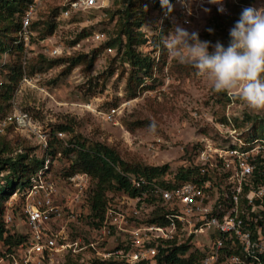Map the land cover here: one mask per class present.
<instances>
[{"label":"built area","instance_id":"built-area-1","mask_svg":"<svg viewBox=\"0 0 264 264\" xmlns=\"http://www.w3.org/2000/svg\"><path fill=\"white\" fill-rule=\"evenodd\" d=\"M49 1L32 0L21 17L14 45L30 46L35 36L32 24ZM158 1L149 0L151 5ZM171 3V16L166 17L163 9L158 12L157 37L158 27L163 29L166 22L172 24L179 18L188 26L199 19L205 8L221 14L219 6L207 0H197L191 15L177 0ZM105 5H99L97 0H61L58 17L70 20ZM229 5L264 7V0L248 4L224 0L225 12L221 15L228 14ZM92 39L102 42L106 36L96 32ZM59 53L52 51L53 55ZM153 56L159 58V49ZM8 58L9 53L5 52L1 66ZM115 114L116 110L111 109L105 119L112 121ZM8 125L34 135L41 152L48 149L51 134L36 125L27 113L18 112L0 121V134ZM218 129L220 142L210 141L196 149L191 163L183 168L193 171L186 179H179L172 172L159 178L123 174L136 195L117 191L114 197L109 193L102 223L94 229L92 240L84 242L68 240L66 229L81 217L74 205L87 198L86 193L90 195L91 179L78 173L56 182L52 177L53 162L46 158L32 185L17 190L5 205L6 228L14 227L18 217L27 234L24 242L2 252L0 264H40L45 256L64 254L77 264H264V184L263 168H258L263 167L264 141L249 131L237 132L228 116ZM53 136L60 141L65 138L59 131ZM155 218L154 223L149 222ZM111 240L115 243L109 247Z\"/></svg>","mask_w":264,"mask_h":264},{"label":"rangeland","instance_id":"rangeland-1","mask_svg":"<svg viewBox=\"0 0 264 264\" xmlns=\"http://www.w3.org/2000/svg\"><path fill=\"white\" fill-rule=\"evenodd\" d=\"M122 1L97 0L99 5H103V2L106 5L100 10L81 14L70 21L62 20L51 13V9L59 6L61 0H50L36 20L44 23L55 21L56 28L53 33L40 38L39 29L34 30L35 36L30 46L21 47L17 55L9 54L2 66L3 54L0 55V91L1 85L8 83L12 69L10 67L16 65L22 73L9 102L2 105V120L18 112H25L44 131H57L59 127L69 129L64 133L65 138L60 141L61 145L56 147L60 151L54 158L52 167V177L56 182H63L68 178L67 169L74 156L63 155L61 148L67 147L72 138H78L89 145L98 143L109 147L129 165H168L169 172L177 173L191 163L200 145L210 141L220 142L218 125L224 123L227 116L232 119L237 132H245L251 129V122L247 118L262 117L264 114V111L249 109L236 92L214 91L210 82L198 75L194 68L179 64L170 58L161 43L157 42L154 51L148 42L153 38H161V34L156 36L155 30L160 10L151 5L149 0H140V11L144 15L140 32L147 44L138 46L137 51L152 58L156 65L151 73L142 76L137 84L130 83L132 70L123 63L122 52H118L117 48L107 52L101 48L104 42L92 39L96 32L104 33L107 38L114 35L117 17L111 21L109 14L121 8ZM239 1L248 4L256 0ZM234 6L244 9L229 5L228 14L220 15L228 17L231 15L230 9ZM104 9L109 13L103 11ZM215 12L214 9H209L208 12L203 10L198 20L185 27L189 31H198L201 40L213 44L220 41L227 47L224 34L229 33L233 25L223 22L221 28L225 32H222L216 27ZM177 22L180 23L179 18ZM171 26L169 22L164 23L163 31L167 32ZM42 28L41 26L40 29ZM208 29H212V32L209 33ZM82 32L88 35L71 46L70 43ZM54 49L60 53L53 55ZM157 49L158 59L153 56ZM40 55L47 60H66L82 55L86 57V61L67 73V63L50 69L41 68L40 66H45V62L39 63ZM95 55L93 63L90 64L88 61ZM36 64L40 66L32 70V66ZM133 93L135 97L131 96ZM224 93L226 99L221 97ZM111 109H115L116 114L112 121H108L105 114ZM9 126L1 137L13 151L11 155L27 151L40 157L42 152L35 136L24 129ZM116 193L114 190L111 192L114 197L117 196ZM89 196V193H86L87 198L74 205V210L78 211L81 217L67 226L66 233L70 241L92 240L96 227L88 218ZM10 230L11 234L23 236L22 242L25 241L27 229L21 218H16V224ZM114 243L115 241L111 240L109 247L114 246ZM6 248L0 243V255ZM75 261L79 262L80 258ZM68 262L74 260L69 254H64L45 256L40 264Z\"/></svg>","mask_w":264,"mask_h":264},{"label":"trees","instance_id":"trees-1","mask_svg":"<svg viewBox=\"0 0 264 264\" xmlns=\"http://www.w3.org/2000/svg\"><path fill=\"white\" fill-rule=\"evenodd\" d=\"M249 0L248 2H250ZM172 2V0H171ZM32 3V0H0V55L8 52L10 56L17 55L21 50V46L14 45L17 33L21 27V17L24 15L28 6ZM122 7L112 12L110 20L113 21L117 17L116 31L112 37H106L102 42V49H114L117 48L118 52H122L123 63L127 64L131 68L130 83H138L142 76L149 75L156 65L154 60L148 56H143L137 51V47L147 44V41L143 38V34L140 32V28L144 22V15L141 10L140 0H123ZM154 7L158 10H162L161 5L158 2L154 3ZM103 11L108 12L104 9ZM242 9L239 7H233L230 9L231 15L221 16L216 13L214 19L216 27L223 31V22L226 25H234L235 21L239 18ZM51 13L56 14L58 17L60 14V7L55 6L51 9ZM70 19V21H72ZM43 27L40 29V27ZM222 27V28H221ZM34 30L39 31L40 38H45L51 35L56 28V22L44 23L36 20L32 24ZM88 34L82 32L78 37L70 43L71 46L77 44L81 39ZM106 36V35H105ZM224 38L227 41V46L230 41L229 33L224 34ZM157 42L160 43V37L151 39L148 42L154 51L157 48ZM93 56L88 62L93 63ZM39 63L45 62V66L34 65L32 70L40 66L41 68H53L56 65L67 63L66 72L69 73L75 67L86 61V57L78 55L77 57H71L66 60L56 59L47 60L43 55L39 56ZM11 72L8 76V83L1 85L0 91V120L2 113V105L9 102L11 95L16 89L18 82L21 79L20 68L10 67ZM39 69V71L41 70ZM33 72V71H32ZM133 83V84H134ZM132 84V85H133ZM131 85V86H132ZM135 97V94L131 95ZM223 99H226V94H222ZM247 118V117H246ZM251 122V129L249 133L254 138L262 139L264 141V114L262 117L247 118ZM10 127L9 125L6 126ZM239 127V126H238ZM5 128V129H6ZM68 128L59 127L57 131L68 132ZM57 131L49 132L52 138L48 141V149L40 155V157L33 156L29 152L11 155L13 151L9 148V145L5 142V139L0 134V243L4 247L11 249L18 246L24 240L21 235L11 234V230H8L4 224L3 216L5 212V205L10 197L17 191L23 190L32 185L33 180L37 172L43 167L44 160L49 158L52 162L56 155L60 152L57 149V145H61L60 140L56 139L53 134ZM69 145L65 148H61V153L65 156L73 154L74 159L70 161L67 169L66 176L70 177L74 174L84 173L87 174L92 181V189L89 196V216L92 220L93 226L96 228L100 226L103 221L105 206L108 202L107 195L114 191H123L129 196L136 195V191L132 189L128 183L127 178L123 174L142 175L147 178H159L165 173L169 172V166L164 165L161 167L143 166L140 164L129 165L123 162L118 154L113 149L104 145L95 143L92 145L86 144L84 141H80L78 138L70 139ZM119 168V171L116 170ZM258 168H263V184H264V160L263 167L258 165ZM256 171L259 174L260 170ZM66 172V171H65ZM193 171L180 169L177 172L176 177L179 179H186ZM156 215L158 212L155 213ZM157 219H150V223H154ZM161 224V223H159ZM67 264H77L76 262H68ZM90 264H101L97 261Z\"/></svg>","mask_w":264,"mask_h":264},{"label":"clouds","instance_id":"clouds-1","mask_svg":"<svg viewBox=\"0 0 264 264\" xmlns=\"http://www.w3.org/2000/svg\"><path fill=\"white\" fill-rule=\"evenodd\" d=\"M197 0H177L188 15ZM218 5L223 14L224 0H207ZM165 16H171L174 6L171 0H159ZM205 12L209 9L205 8ZM162 23V21H161ZM184 23H188L185 21ZM160 43L167 55L182 65L194 68L206 78L214 91L238 93L249 109L264 111V7H246L229 29L230 41L225 47L220 41L215 44L201 40L198 31H189L175 20L167 32L157 29ZM209 33L212 29H208ZM211 49V51H210Z\"/></svg>","mask_w":264,"mask_h":264}]
</instances>
